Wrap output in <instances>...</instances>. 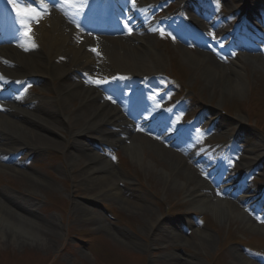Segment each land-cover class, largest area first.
<instances>
[{"label":"rangeland","instance_id":"obj_1","mask_svg":"<svg viewBox=\"0 0 264 264\" xmlns=\"http://www.w3.org/2000/svg\"><path fill=\"white\" fill-rule=\"evenodd\" d=\"M202 1L210 5L212 16L216 7L222 5V0ZM223 2L227 8L221 16H216L223 23L218 24L219 20L212 19V23L208 24L205 19L201 18L203 21L202 30L219 36L221 33L225 34L233 29L235 15L228 17V12L232 11L233 6L237 8L241 5L243 0H223ZM250 3L251 6L258 7L257 12L264 25V0H251ZM175 29L177 28L175 27ZM123 32L124 30L109 34L119 35ZM149 35L151 37L152 33L150 32ZM261 39L262 48L264 47L263 33ZM206 41L201 43L207 45ZM128 43L132 46L137 44L131 40ZM3 45L8 44L4 43ZM184 46L186 47V45ZM261 48L259 50H262ZM156 49L164 52V64L157 70L168 74L178 83H174V87L169 88L171 92H174L173 97L180 93L184 96L188 94L187 106L191 108L189 109L191 114L183 122V125L190 123L200 112L199 110L205 109L206 117L194 128L191 133L192 140L184 141L185 149L191 148L192 145L196 151L203 153L209 163L219 164L225 168L227 174L222 176L226 178L221 179L216 188L231 184L229 178L231 165L239 167V172L242 173L249 164L251 165L250 170L244 176L254 185L249 182L253 189L244 190V195L248 196L247 193L256 194L254 191L256 187L260 191H264V163L258 164L255 170L252 169L254 164L251 163L254 161L252 158L257 150L259 153L264 152V72L256 71L251 74L248 70L246 76L241 78V75L234 71L225 69L224 75L227 74L243 81L242 91L231 95L218 90L206 92L203 87L205 81H201L204 80L201 79V73L193 69L190 63L184 61V57L191 52L185 51L181 47L173 48L169 43L164 45L157 43ZM207 51L210 54L208 56L215 58L212 56L211 47ZM258 54L259 52L255 53V56ZM261 55L262 53H260ZM224 58L220 56V59L224 60ZM220 64L226 68L233 66L228 61ZM144 70L154 71L153 65ZM42 89L46 94L42 93L39 96L41 94L39 91ZM21 92L23 94L20 95L23 97L43 100L42 97L45 96L46 101L55 103L52 91L42 84L41 78L23 86ZM75 102L73 100L67 105L69 110ZM62 106L61 103L58 108ZM221 111L226 113L223 114ZM0 113H5L4 109H0ZM210 118L215 119L216 122L222 120V124H215L216 128L206 125L213 122ZM64 119L58 117V128L54 137L66 148H62V144L58 147H42L37 155L27 157L21 168L22 171L12 169L11 160H0V164H2L0 165V193H6V195L21 200L29 210V214L23 215L18 212L12 207L11 200L1 196L0 210L10 217L13 215L19 217L22 226L32 225L37 234L36 236L35 232L34 235L27 234L7 223H1L0 264H163L165 257L173 253L195 259L200 264H251V262L260 264V261L264 262V222H261L264 220V214L262 212H253L247 208L248 215L242 214L240 208L233 205L234 196H223L220 199L223 200V203L232 205L234 213L245 218L247 223L238 216L221 220L216 216V213L208 210L210 204L201 209L190 204L183 194V186L179 188L176 186L177 189L176 187H164L155 177L156 172L150 168L144 169V162L147 158L142 156L141 159L138 158L140 161H136L133 155L123 150L124 146L132 144L129 140L128 142L124 141L123 145H113L114 151L102 148L103 153L101 152V157H106L108 161V167L101 170L100 173L108 175L110 178H108V182L111 185H108L106 181L102 182L117 192L118 198L109 200L104 196L105 194L95 192L97 188H102V183H93L81 173L84 162L88 158L87 155L93 153V148L91 147L90 152L81 150L78 156L74 155L75 165L73 167L69 165L66 161V150H70L67 146L68 143L74 138L80 142L88 140L85 137L74 135L73 130L71 132L65 129ZM0 126L13 132L11 127L2 122H0ZM237 128L242 132L239 131L237 139L231 143L228 137ZM136 129L135 127L132 133ZM204 134L217 137L208 140ZM86 135L90 137L88 138L90 140L91 137H98L96 134L92 136L88 132ZM102 143L108 144L106 141H102ZM4 146L10 149V153L14 152L10 144ZM101 146L103 147L102 144ZM173 148L183 158H186L183 156L184 152L179 151L180 148L177 146ZM205 151L209 152L205 153ZM16 157L21 158L22 154L16 155ZM149 158L157 171L160 168L167 169L165 166H168V163L163 165L156 154L152 153ZM12 170L18 171V173ZM202 175L205 177L204 174ZM197 179L199 181V176ZM92 180L96 181V179ZM48 183L53 187L47 185ZM133 191L138 194V199L150 208L149 212L139 211L133 206L127 207L125 201L128 199L131 202L130 197H135L134 193L131 194ZM240 193L243 194L241 191ZM216 196L219 197V195ZM166 204L170 206V210L167 212L164 211ZM149 216L154 220L163 221L165 224L181 219L182 221L179 222L183 224L178 222L176 226L180 237L177 240L171 239L167 243L158 241L159 235L165 232V228L163 226L161 232L159 228L161 224L151 220L152 218ZM257 217H260L261 220H258ZM49 218L51 220L47 221ZM96 221H101L102 227L97 226ZM152 223L151 231L146 233L147 225H152ZM183 226L186 228L182 230ZM197 231L212 236V243L208 248L203 249L198 244L202 235H198ZM87 232H93L98 236L93 243L86 240L88 239L85 236ZM145 245L148 246L145 247ZM220 249L221 251L217 253ZM194 250H198V252H194Z\"/></svg>","mask_w":264,"mask_h":264},{"label":"bare ground","instance_id":"obj_2","mask_svg":"<svg viewBox=\"0 0 264 264\" xmlns=\"http://www.w3.org/2000/svg\"><path fill=\"white\" fill-rule=\"evenodd\" d=\"M139 1L141 4H146L148 2L150 4L148 0ZM40 2L41 0H36L33 7L29 5L32 8H36L39 14V18L37 19L24 21L22 30L24 33L29 32V37L22 35V30H16L13 25L11 26V23L14 22L21 24L17 16L13 19L4 20V17L0 14V26L7 27L6 39L9 38L14 42V46L0 48V77H2V79H0V109L2 108L7 112L8 108L4 103H8L9 110L11 107L8 113H0V122L11 127L13 131L9 132L0 126V160H11V168L22 171L21 168L28 156L37 155L42 147H58L62 144L54 137L56 129L58 128L57 122L60 114V117H65L66 119L64 120L66 122V125H63L64 128L69 129V131H72L74 128L76 130L74 135L83 136L82 134L86 135V132H88L92 136L95 134L98 136L91 137L89 143L86 141L80 142L77 138H74L67 145L70 150H66V161L73 167L76 163L75 160H73L74 155L77 154L76 156H78L81 150L90 152L91 147L93 148V153L87 155L88 158L86 162H84L81 173L93 183H102V188H97L95 192L105 194L104 196L109 200L118 198V193L114 192L111 187L102 182L106 181L108 185H111L108 182V175L100 173L101 170L108 167V161L106 157H101L99 143L106 141L108 144L109 142L110 144H122L124 141L129 140L132 144L124 146L123 150L133 155L136 161H140L142 156L147 158L144 162V169L150 168L156 172L155 177H157L164 187L169 188L177 186L179 188L183 186V194L190 204H194L200 209L210 204L211 206L208 210L216 213V216L221 220H228V218H235V216H238L245 221V218L234 213L232 205L219 202L218 200H211L209 185H203L198 181L196 170L191 169L190 164H196L197 168L206 170L207 173H210L209 167H211L208 159L204 158L202 153L193 154L185 161V158L180 154L177 155V152L169 147L171 144H179L181 142V137H186L185 133L187 132H183L179 128L175 130V132L162 131L161 139L158 140L155 136L145 134L143 131L146 129H153L158 132L170 127V123L167 122L164 115L157 118L154 114H151L153 110L150 108L151 113L147 110V114L144 116L139 112L131 113L129 116L130 111L127 105H120V107L114 105L112 108H109V103L101 101L104 92L117 95L121 84L115 83L112 78L98 84L96 83L99 79L98 74L110 73L112 76L120 77L121 74L126 76L125 74L129 73L132 74L133 79L137 80L136 84L142 88L147 83H153V81L140 79L139 76L146 73H142L143 69L153 65V69H156V72L153 71L152 73L156 74L159 72L157 69L161 68L164 64V52L160 49H156V40L147 37L148 35L144 28L145 20L140 14L136 13L133 9H128L126 7V0H117L115 3L111 4V8L108 6V9L113 14L115 12L120 13L118 10L122 6L127 10V12L123 11V14L127 15L126 23L132 24L138 29L134 34L135 38L134 36L127 37L125 35L109 36L104 33L118 30L121 27V25L120 27L118 25L120 22L115 19L109 20V22L102 18V16L95 18L94 15H98V13L101 14L102 12H100L95 3L91 0H75L76 7L74 11L76 18L67 6L65 7L61 4V6H57V4L52 3L51 0L43 1V3L47 5V8H51L50 14H45V12L41 13L38 11L39 8L37 7V4ZM103 2L108 5L107 0H103ZM87 8L92 10L93 15H88ZM196 10L197 14L202 16L209 15L208 8L199 7ZM0 13H2V11H0ZM115 16L116 18L120 17L118 15ZM168 19H170V16H166L163 21H168ZM199 22V19L194 18V23L187 22L185 24L186 30L180 34L184 42L197 41L194 32L199 33V30H197L196 26L193 24L198 25ZM73 23L74 25H78L79 23L92 28L93 31L101 32L98 42L95 43L93 39L89 40L87 35L82 36L80 33L76 32L74 30L75 27L72 26ZM141 30L142 33L139 35ZM230 37H232V35H230ZM260 37L261 34L259 33V38ZM129 39L137 44L132 46L128 43ZM256 46V42L246 45V47L250 49ZM205 53L204 51H200V49L197 50V52L193 51V53H188V55L184 57V61L190 63L193 69L201 73V79H204L201 81H205L203 87L206 92L218 90L224 94L231 95L242 91L244 88L243 81L232 78L227 74L224 75L225 69L234 71L241 75V78L242 76H246L248 70L251 74L256 71L264 72V65L259 60H247L245 58L236 59L234 63L230 64L233 66L226 68L217 63L212 57L208 56L209 54ZM107 69L108 71L110 70V72L106 71ZM150 70L146 71L149 72ZM91 71L92 74L94 73L93 75L97 74L92 84L90 83L89 76L86 75L87 72L90 73ZM27 75L41 76L42 84L47 88L53 85L52 91L59 97L57 104L51 101L49 102L48 100L46 101L44 99L46 98L45 96L42 97L43 100L39 99L37 103L33 100L35 98L24 99L20 97L17 102H2L3 96L19 89L17 84L19 80H16L14 84H12L11 79L22 78ZM48 77L50 78L49 80ZM127 78L131 79V77ZM50 80L53 82L50 83ZM55 80H57V82H55ZM3 83L6 85L1 86ZM42 90L39 91L41 92L39 96H41L42 93L44 95L46 94ZM139 96L142 98L146 95L143 94ZM73 100L76 102L78 101V105L72 110H69L67 105ZM61 103L63 106L58 108V104ZM122 113L126 114L128 118H124L121 115ZM117 114H120V116L117 117ZM215 124H222V120L215 121ZM134 126H137V131L132 134L131 132ZM190 126L194 128L195 124L192 122ZM239 131L240 133L242 132V130ZM178 133L182 134L177 135ZM86 138L90 137L86 135ZM6 144L12 146L13 153H10V149L4 146ZM95 144L98 148L95 147ZM179 145L180 151L184 152V154H188V150L184 147L185 145H182V142ZM64 147L65 146L62 144V148ZM152 153L159 157L158 159L163 165L168 163V166H165L167 169L160 168L157 171L153 167L151 159L149 158ZM19 154H22L21 158L16 157V155ZM263 156L264 152L259 153L257 150L252 158V161L254 160L255 162L253 161L251 163L254 165L263 164ZM159 166L161 165L159 164ZM212 171L216 173L211 177L210 185L213 186L217 185L220 180L225 177L222 176L221 170L217 167L212 169ZM14 172L18 173V171ZM92 179H96V181L94 182ZM47 185L53 187L52 184L48 183ZM236 186L238 187V185ZM224 190L225 193L230 194L229 185H227ZM133 193L134 191L131 194L133 195ZM0 196L7 200H11L10 203L12 207L18 212L23 215L29 214V210H27V207L21 200L15 199L13 196L6 195V193L3 192L0 193ZM134 196L135 197H130L131 202L126 199L127 201H125V203L127 207L133 206L139 211L149 212L150 208L138 199V194L134 193ZM241 201L249 202L250 200L244 198V200ZM75 206L77 207V205ZM252 206L257 209L263 208L262 211H264V193L258 195L257 201L254 202ZM74 211L76 212L75 209ZM50 220L49 218L47 221ZM151 220L154 219L152 218ZM154 221L161 224L159 228L162 232L161 228H163L165 222H160L158 219ZM1 223H7L27 234L34 235L35 232V236L37 235L32 225L22 226L19 217H15L14 215L10 217V215L3 214L0 210V224ZM170 223L171 229L174 230L176 228L175 223ZM96 225L102 227L101 221H96ZM152 226L153 223L152 225H147L146 233L151 231ZM170 233L171 231L166 228V231L159 235L158 241L167 243L171 239L177 240L178 237H180V233H178L177 230L174 231L173 234ZM197 233L198 235H202V239L198 244H200L203 249L208 248L209 244L212 243V236L201 231H197ZM151 240L153 241L154 239ZM147 246L148 245H145V247ZM195 251L198 252V250H194V252ZM220 251L221 249L218 250L217 253ZM260 262L264 264L263 261ZM255 263L251 262V264ZM163 264H200V262L195 259L184 257L179 253H173L165 257V262H163Z\"/></svg>","mask_w":264,"mask_h":264},{"label":"snow or ice","instance_id":"obj_3","mask_svg":"<svg viewBox=\"0 0 264 264\" xmlns=\"http://www.w3.org/2000/svg\"><path fill=\"white\" fill-rule=\"evenodd\" d=\"M10 2H14V0H10ZM15 2L19 4V11L17 12V19L21 23L22 26L24 25L25 20L32 21L34 19L39 18L37 9L30 7L29 4L25 2V0H15ZM32 2L35 3L36 0H32ZM51 2L54 4H57V6H61L59 3V0H51ZM63 3L67 5H74L75 0H63ZM133 4L135 6V0H133ZM37 7L39 8L41 13L47 11V5L43 3V0H41V2L37 4ZM213 38L215 37L213 36ZM0 79H2V77H0ZM102 82L103 81H96V83L98 84ZM113 159H115V157H113ZM257 219L261 220L260 217H257ZM261 222H264V220H261Z\"/></svg>","mask_w":264,"mask_h":264}]
</instances>
